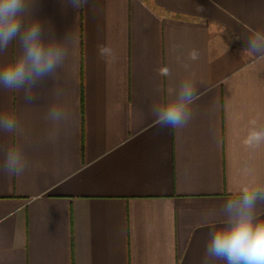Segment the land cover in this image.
<instances>
[{
    "label": "crops",
    "instance_id": "obj_1",
    "mask_svg": "<svg viewBox=\"0 0 264 264\" xmlns=\"http://www.w3.org/2000/svg\"><path fill=\"white\" fill-rule=\"evenodd\" d=\"M33 15L75 44L32 104L0 88L21 130L0 131V161L17 143L28 161L0 171V264H206L222 204L264 187V141L249 143L264 132V61L243 53L264 0H36ZM185 79L191 120L160 127L152 107ZM54 104L71 119L46 120Z\"/></svg>",
    "mask_w": 264,
    "mask_h": 264
},
{
    "label": "clouds",
    "instance_id": "obj_2",
    "mask_svg": "<svg viewBox=\"0 0 264 264\" xmlns=\"http://www.w3.org/2000/svg\"><path fill=\"white\" fill-rule=\"evenodd\" d=\"M36 0H0V88L23 93L26 103L38 99L34 91L46 81L58 79L61 68L70 55L75 38L70 32L58 40L45 24L33 15ZM79 10L88 0H69ZM202 10V9H200ZM15 43L16 52L9 55ZM101 55H111L107 46L99 48ZM258 61H264V34L247 39L244 50ZM197 54L192 53L195 60ZM164 75H169L165 69ZM57 99L63 95L56 89ZM199 95L192 79L183 80L166 101L152 107L155 123L160 127L183 128L192 118L190 105ZM54 123L71 119L68 112L53 105L45 116ZM0 131L18 136V120L0 113ZM264 141V132L252 133L249 143ZM27 157L20 144H9L0 161V171L12 176L27 167ZM264 187H243L237 195L227 199L219 210V227H214L205 246L206 264L222 261L224 264H264Z\"/></svg>",
    "mask_w": 264,
    "mask_h": 264
}]
</instances>
